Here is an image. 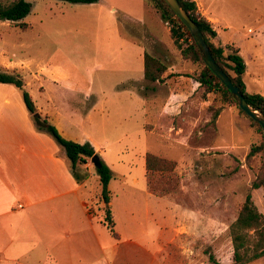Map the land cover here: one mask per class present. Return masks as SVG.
Listing matches in <instances>:
<instances>
[{
  "label": "rangeland",
  "instance_id": "obj_1",
  "mask_svg": "<svg viewBox=\"0 0 264 264\" xmlns=\"http://www.w3.org/2000/svg\"><path fill=\"white\" fill-rule=\"evenodd\" d=\"M28 1L31 12L20 21L27 30L0 21V64L12 61L23 67L25 89L39 116L48 115L64 138L92 143L112 171V204L107 206L100 199L93 161L78 167L90 178L84 198L100 245L97 258L89 261V256L86 262L106 264L114 245L115 264H215L211 256L232 264L230 227L248 195L264 215V190L251 187L264 169V151L246 160L254 145L264 143L263 130L201 86L192 87L181 112L166 116L157 110V98L170 95L181 77L191 76L197 85L202 66L183 63L170 25L148 0ZM204 1L211 3L209 16L220 18L215 28L222 45L240 48L249 90L264 92V0ZM146 53L179 71L177 85L176 79L146 83ZM0 87L39 129L22 91ZM46 138L71 166L47 131ZM147 155L169 163L151 159L148 171ZM148 191L162 202L150 199ZM109 207L112 231L106 223ZM250 264H264V258Z\"/></svg>",
  "mask_w": 264,
  "mask_h": 264
},
{
  "label": "crops",
  "instance_id": "obj_2",
  "mask_svg": "<svg viewBox=\"0 0 264 264\" xmlns=\"http://www.w3.org/2000/svg\"><path fill=\"white\" fill-rule=\"evenodd\" d=\"M194 2L217 32L215 42L227 47L222 45L220 33L215 28L220 18L209 16L211 3L208 5L204 0ZM13 24L19 25L20 22ZM248 32L254 33L251 29ZM228 46L240 50L235 45ZM0 67L20 73L22 78L25 74L23 67L12 61L2 62ZM175 74L180 73L168 67L165 81L154 84L164 85L173 79L176 84L181 76H173ZM192 79L181 77L170 95L157 98V110L166 116L181 112L179 108L192 96V87L200 86L197 81V85L192 84ZM245 84L249 93L264 96V92L250 91ZM185 86H188L187 91L180 92ZM0 90L4 89L0 87ZM19 106L12 97L0 93V264H97L99 260L86 262L89 256V261L97 258L94 254L99 252L97 246H100L94 216L84 198V189L90 178L88 176L80 183L76 181L64 154L46 138L45 131L36 129L28 112L19 110ZM46 119H49L48 115ZM148 195L159 203L163 200L149 191ZM160 241L158 246L162 243ZM108 252L110 257L106 264H115V246L112 245Z\"/></svg>",
  "mask_w": 264,
  "mask_h": 264
},
{
  "label": "trees",
  "instance_id": "obj_3",
  "mask_svg": "<svg viewBox=\"0 0 264 264\" xmlns=\"http://www.w3.org/2000/svg\"><path fill=\"white\" fill-rule=\"evenodd\" d=\"M72 4H92L98 0H60ZM154 8L160 12L162 20L170 25V36L176 47L180 50V55L183 61L192 64H200L202 69L195 78L196 81L203 88L205 93L216 92L223 97V100L237 107L241 113L250 118L244 111H242L232 97L231 92L222 84V82L212 73L206 66L201 56V53L191 35L189 30L183 22L171 10L164 0H148ZM180 4L190 15V17L199 26L205 40L211 50V53L218 63V65L231 78L235 85H237L250 106L258 110L264 115V96L256 93H249L244 82V75L246 72V64L240 54L238 48L231 46L223 47L215 42L218 34L213 28L212 23L206 19L199 12L198 6L191 0H179ZM32 9V4L28 0H0V21H9L18 23L27 17ZM21 28L27 30L28 25L20 24ZM182 42H186L184 45ZM168 67L157 58L146 53L144 56V73L145 80L149 83H163L166 78L165 74ZM233 74H232V73ZM173 76H180L175 74ZM191 77V76H190ZM0 84H10L22 91L23 99L28 111L34 116L39 130L50 133L58 144L64 149L66 157L71 163L72 173L77 182H82L88 175H82L78 172V167L85 164L87 159H98V164L95 165L96 173L99 176L101 184L100 199L105 205L111 203V192L109 189L110 181L112 179V171L109 166L100 158L94 146L87 142L80 144L72 140L64 138L59 130L52 125L48 119H43L38 114L37 107L33 101L32 96L25 89V83L20 73L9 72L0 67ZM219 111L214 116V121L219 116ZM251 119V118H250ZM252 120V119H251ZM253 123L261 131V126L253 121ZM264 151V143L260 146L254 145L247 155L246 160H251L256 154ZM151 159L160 165L164 166L169 162L157 158L152 155H147L146 166L150 170ZM172 164V163H170ZM172 167L175 166L171 165ZM253 190H264V169L259 173L257 178L251 185ZM106 223L110 227L112 221L111 208L105 210ZM230 234L232 237L234 255L232 264H250L254 261L264 258V215L254 206L252 195H248L246 202L241 207L237 220L230 227ZM210 259L215 264H220L216 261L214 256Z\"/></svg>",
  "mask_w": 264,
  "mask_h": 264
},
{
  "label": "water",
  "instance_id": "obj_4",
  "mask_svg": "<svg viewBox=\"0 0 264 264\" xmlns=\"http://www.w3.org/2000/svg\"><path fill=\"white\" fill-rule=\"evenodd\" d=\"M176 16L183 22L186 28L191 33L206 66L212 71V73L222 82L223 85L231 92L233 99L237 103L238 107L244 111L253 121L257 122L264 134V115L249 105L240 88L234 84L231 78L225 73V71L215 61L211 50L202 34L199 26L186 12L179 0H164ZM94 165L98 164V159L94 158ZM109 206V205H107Z\"/></svg>",
  "mask_w": 264,
  "mask_h": 264
}]
</instances>
